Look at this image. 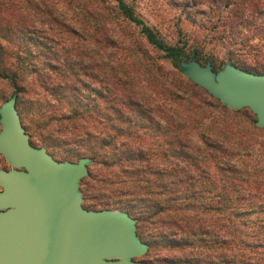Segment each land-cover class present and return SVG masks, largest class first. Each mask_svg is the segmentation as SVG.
I'll return each instance as SVG.
<instances>
[{"label": "trees", "instance_id": "trees-1", "mask_svg": "<svg viewBox=\"0 0 264 264\" xmlns=\"http://www.w3.org/2000/svg\"><path fill=\"white\" fill-rule=\"evenodd\" d=\"M180 1L225 59L264 74V0ZM180 32L167 41L126 0H0V107L15 95L30 142L66 146L58 160L91 158L83 206L126 211L150 247L159 237L182 258L264 264V127L180 73L183 58L216 68Z\"/></svg>", "mask_w": 264, "mask_h": 264}, {"label": "water", "instance_id": "water-1", "mask_svg": "<svg viewBox=\"0 0 264 264\" xmlns=\"http://www.w3.org/2000/svg\"><path fill=\"white\" fill-rule=\"evenodd\" d=\"M180 73L232 110L249 109L264 127V74L231 63L178 62ZM12 95L0 107V264H147L149 245L119 209L83 206L80 181L91 158L61 161L34 146Z\"/></svg>", "mask_w": 264, "mask_h": 264}, {"label": "rangeland", "instance_id": "rangeland-1", "mask_svg": "<svg viewBox=\"0 0 264 264\" xmlns=\"http://www.w3.org/2000/svg\"><path fill=\"white\" fill-rule=\"evenodd\" d=\"M126 2L133 6L137 16L142 18L149 26L153 27L158 32V34L167 41L172 42L177 40L180 37V30H182L180 32L182 36H189L190 38L199 40L201 43L199 49L201 54L215 61L216 68L214 70H220L226 63H231L229 60L225 59L226 52L223 45L216 40L211 39L209 32H207L206 30H202L198 26L201 15L196 11V9L191 8V14L193 15V17L197 18L196 21L188 22L185 14L186 11L184 10V6L180 0H126ZM90 24H92V26L94 27L96 26L94 21L90 22ZM124 32L129 37L132 36L131 38H133L138 34V28L133 27L132 25H128ZM259 45H261V43H259ZM144 46L146 47L152 58L156 59V61L161 62L166 66H170V61L163 58V53L161 51L145 43ZM183 59L187 61L192 60L185 58ZM244 59L248 64L253 62V60H251V56L249 55H247ZM200 63L204 65L206 62L201 61ZM137 65H139V63ZM143 68L144 65H142L141 70H143ZM240 69L251 72L250 69H252V67H244ZM10 92L11 88L6 85L4 87V100L10 97ZM26 96L30 98V96L32 95ZM65 152L66 146L61 144L55 148L52 155L55 159H57L56 157H58V155H61ZM0 168H10L9 164L1 155ZM258 210L259 208H257V212ZM255 215V213H252L250 217L253 218ZM148 228L149 231L147 232H149L150 235H156V229H154L152 225H149ZM142 239V241L144 242L147 241V237L145 235ZM236 259L239 260L241 258ZM248 259H250V261H253V263L255 264L258 258H246V260ZM135 260H140L147 264H224L220 261V259L216 258H202L200 260H195L194 258H182L178 250L169 248L164 240H161L159 237H157L155 244L151 245V247L149 246L147 252L144 255L135 258Z\"/></svg>", "mask_w": 264, "mask_h": 264}]
</instances>
